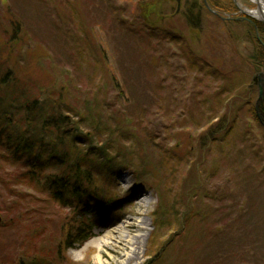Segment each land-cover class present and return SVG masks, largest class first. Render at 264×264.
Instances as JSON below:
<instances>
[{"label":"rangeland","instance_id":"1","mask_svg":"<svg viewBox=\"0 0 264 264\" xmlns=\"http://www.w3.org/2000/svg\"><path fill=\"white\" fill-rule=\"evenodd\" d=\"M242 4L256 7L253 0ZM244 9L239 0H0V95L19 108L29 100L60 98L75 109L67 114L75 127L64 128L77 139L76 146L67 142V151L77 147L69 169L109 142L106 131L94 128L95 119L124 107L138 114L137 106L151 109L150 102L162 101L137 128L141 134L126 142L130 157L120 158L113 145L106 150L112 166L105 170L103 158L89 156L104 169L96 167L94 183L81 189L80 198L70 195L73 206L36 184H18L21 171L0 161V225L7 226L0 228V264H183L188 250L206 245L181 222L188 208L211 209V220L223 227L233 200L220 197L235 193L231 218L247 207L249 191L264 180V99L258 103V71L241 58L251 64L260 58L264 22ZM125 32H146L154 46ZM119 37L137 41L146 57L131 65ZM7 108L10 114L16 106L4 103L2 112ZM84 110L89 115L82 118ZM60 111L67 112L63 104ZM124 113L135 127V116ZM23 117L21 112L15 120L27 129ZM148 136L157 137L153 145L144 144ZM44 160L58 163L49 151ZM258 221H243L247 254L259 242L252 236L259 237L255 226L263 228L264 216ZM125 222L134 225L125 228ZM116 227L107 243L124 231L139 243L103 246L106 232ZM82 232L89 236L84 243Z\"/></svg>","mask_w":264,"mask_h":264},{"label":"trees","instance_id":"2","mask_svg":"<svg viewBox=\"0 0 264 264\" xmlns=\"http://www.w3.org/2000/svg\"><path fill=\"white\" fill-rule=\"evenodd\" d=\"M125 34L131 38L146 43L147 46H154L152 45V42H149V35L146 34V32H125ZM149 34L152 36L151 32H149ZM128 36L126 37L130 39ZM109 37L112 38L113 35L109 34ZM154 37H158V35H154ZM116 38L117 37H115V39ZM171 38L172 41H180V38L177 35H172ZM119 39L124 42L123 48L126 46V50H129H125L127 53L123 52V55L130 58L129 62L131 65L135 62L136 58H142L145 56L146 49L141 47L143 45L142 43H140V47L143 49L141 51L137 46V41L134 40L135 44H127L125 43L127 40L126 38L119 37ZM256 44L257 46L261 45L259 40H256ZM132 53L134 55H132ZM10 55L11 53H9L8 56ZM263 55L264 49L262 48L259 59L256 58V56H254L253 59H250V61H253V64L241 57L240 58L243 62L246 61L250 65L249 68L251 67L256 71H259L261 67H264ZM7 84L8 82L3 80V87L7 86ZM122 93H125L124 89ZM5 98L8 97L0 95V161L10 163L17 171H21H19L20 173L15 176L18 180V184L22 183V181H27L32 186L33 184H36L43 192H48V195L51 198L61 202L63 205H71L70 200L72 198L70 195H74V197L79 196L82 188L87 185L91 186L94 183L97 173V170L95 169L97 166V168L102 169H104L105 166V170L111 168L113 158L106 156L107 149H112V146L114 145L117 148L120 158H128L131 156L130 152H133V149L125 146L127 145L126 142H130L131 138H136V135L141 134L140 132H137V128L142 124L144 118H146L156 106L159 105L160 107V103L162 102L156 100H153V102L149 101V106H151L152 103L155 104L151 109L146 106H137V109H139L138 114H133L132 112L134 111L131 112L130 110L129 112L128 108L124 107L122 110L116 109L113 112L101 115L98 119H95L93 125L94 128L99 132L106 131L108 133L109 142L106 146L97 150L98 153H93L92 149L89 150V152H86V156L80 158L77 164H73L76 169L72 170L71 168H68L70 166L68 164L70 162V158L71 160L74 159L75 154L72 153V151L73 149L77 151V147H73V149L69 151L66 150V147L68 141L76 146L77 139L75 138L76 135H74L73 138H70L67 135L70 130L68 129L66 131L64 128L65 125L71 126V123L72 126L75 125H73L72 119L69 115H67L68 113H74L75 109L68 107L66 105L67 102L62 99L60 100V98L59 101H47L49 104L44 100H29L28 104L21 106L20 108L18 107L20 105L19 102H17L16 105L15 102H12L11 97H9L10 100H6ZM4 103L5 105H8V107H11L12 105L16 106L15 111L8 114V110L10 108H7L6 112H2ZM62 104L67 111L66 113L60 111V105ZM100 104H102V102H100ZM104 104V107L109 106V102L106 100H104ZM135 107L136 106H133V108ZM124 111L131 115V118L135 116L136 120H138V124L135 127L128 126L127 115ZM21 112L26 115V117H23L22 119L25 123H28L29 127H27V129H24L21 126V123L15 120V116ZM82 112H84V114H82V118H84L85 115L88 117L89 110H84ZM192 119L195 122L199 121L198 117L195 116H193ZM222 122L223 121L217 124L218 129L221 128ZM235 127L236 126L231 127L230 131H232V133L234 132ZM130 128L136 129L135 131L134 129L130 131ZM55 130L58 131L56 137L54 135ZM213 132L217 133L216 130ZM226 134L228 135V133ZM155 139H157V137L148 136L144 139V144L148 141L147 145H153ZM244 141L246 140L244 139ZM135 144L139 146V144ZM133 148H135V145H133ZM143 148H145V145ZM48 151L51 157L55 156L56 160H58L56 165L52 164V161L48 162L44 160ZM92 154L100 156L101 159L103 158V160L106 161L102 164L104 166L99 165L94 160L90 159L89 156H92ZM55 167L62 168V170L59 173L54 172V174H45L46 170L53 169ZM255 177L259 178L257 174ZM71 179L74 184H72L73 182H71ZM2 182L5 183L7 188H10L6 181ZM244 183L248 184V181L245 179ZM251 184L250 180V184L248 185ZM257 187H259V189ZM257 187L254 188L253 191H249L251 193L248 194L247 207H244L240 213L236 214L233 218H231L232 215L237 211L234 206H236L235 204L238 201L235 193H226L223 198L220 197V199L223 200L226 198L233 200V204L230 205L231 209L229 214H227V217L229 216L230 223L223 227L218 226L219 224H217V222L211 220L213 217V211L211 209L204 208L202 210H198L196 207H192L190 209L188 208V211L182 215L181 222L188 224V231L194 228V231L199 238L198 243L206 242V245L198 247L197 250H188L187 252L189 256L184 254L183 264H244V262H250V264H264V226L262 229L258 225V227L255 226V232L259 235V237H252L256 241L259 240V242L249 247L248 254L245 243V230L247 228L244 229V226H242L244 220L254 221V224H258V220L264 216V180L262 185L258 182ZM80 197L81 195L79 198ZM210 197L216 198V195H213L212 192ZM255 197L258 198V201L250 207L252 203L255 202ZM71 206H73V204ZM101 206L100 212L98 210L97 211L101 215H104L106 214V210L104 205ZM194 220H197V222L193 223ZM5 225L6 224H4V226L0 225V228H6L7 226ZM80 234L83 243L89 239V236L85 238L83 232ZM252 253L254 256L248 258L247 255L249 256ZM202 256L205 258L203 259Z\"/></svg>","mask_w":264,"mask_h":264},{"label":"bare ground","instance_id":"3","mask_svg":"<svg viewBox=\"0 0 264 264\" xmlns=\"http://www.w3.org/2000/svg\"><path fill=\"white\" fill-rule=\"evenodd\" d=\"M254 2H255V4H256V7L254 8V9H250V8H247L244 4H242V0H239V2H240V4H241V6H244L246 9H244L245 10V12L247 13V14H251V17H253V18H255V19H260V20H262V19H264V0H261L260 1V3L258 4L257 2H256V0H253ZM141 222H139L138 224H140ZM141 224H143V223H141ZM145 224V223H144ZM143 224V225H144ZM134 224L133 223H130V222H125L124 224H123V227H125V228H130V227H132ZM143 228V227H142ZM115 233H117V227L116 228H114V229H110V230H108L107 232H106V234H105V236L102 238V245L103 246H108V245H111V247H112V249L114 250V249H116V248H118L119 247V245H121V246H123V247H130V246H134V244H136V243H139L137 240H138V238L135 236L134 238H131L130 237V235H129V233H127V232H123V233H119V236H120V238L119 239H117V241H115V240H113V243L111 244V243H107V240L108 239H111L112 237H113V234H115ZM137 238V239H136ZM135 239H136V243L134 242L135 241ZM134 240V241H133ZM97 263H100L101 262V258L100 257H98L97 258Z\"/></svg>","mask_w":264,"mask_h":264},{"label":"water","instance_id":"4","mask_svg":"<svg viewBox=\"0 0 264 264\" xmlns=\"http://www.w3.org/2000/svg\"><path fill=\"white\" fill-rule=\"evenodd\" d=\"M206 2V0H204ZM261 0H256V2L260 3ZM262 2V1H261ZM258 3V4H259ZM264 22V19H262ZM256 78H258V85H259V99L258 103L264 99V73L259 72L256 74ZM2 223V217L0 216V224Z\"/></svg>","mask_w":264,"mask_h":264},{"label":"flooded vegetation","instance_id":"5","mask_svg":"<svg viewBox=\"0 0 264 264\" xmlns=\"http://www.w3.org/2000/svg\"><path fill=\"white\" fill-rule=\"evenodd\" d=\"M248 33H249L250 35H252L253 32H248ZM260 71H263V72H264V67H261V68H260ZM260 71H259V72H260Z\"/></svg>","mask_w":264,"mask_h":264}]
</instances>
